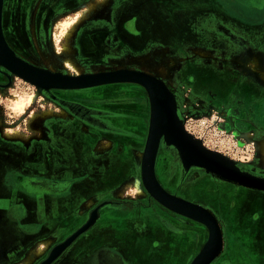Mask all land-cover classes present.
Wrapping results in <instances>:
<instances>
[{
  "label": "flooded vegetation",
  "instance_id": "af4514ba",
  "mask_svg": "<svg viewBox=\"0 0 264 264\" xmlns=\"http://www.w3.org/2000/svg\"><path fill=\"white\" fill-rule=\"evenodd\" d=\"M93 1L96 0H53L47 12L46 0H42L34 12L35 24L30 23V3L25 8L21 1L17 8L12 2L8 6L12 4L13 16L14 10L17 15L24 14L23 31L39 50L40 44H50L51 48L54 44L53 36L58 28L51 19L60 13L74 17V13ZM99 5L87 14L78 33L70 39L75 50L70 54L71 59L85 66L86 72L90 68L88 74L119 70L114 58L130 62V56H140L141 60L134 58L140 62L152 55L155 65L163 61L164 67L170 61L177 64L175 80L162 82L171 94H175L174 90H188L193 96L208 97L214 89L219 96L228 95V86L221 84L224 81L214 80L216 58L211 62L201 60L204 56L196 51L215 47L217 39L224 46L230 43L229 38L217 33V24L231 25L234 21L246 26L231 0H113L112 8L106 13ZM8 6L5 18L11 10ZM7 18L8 28L12 30V18ZM47 60L55 66V60ZM141 68L146 67L130 64L125 70L152 76ZM8 73L6 68L0 69V86L7 83ZM71 76L76 75L72 72ZM122 85L111 84L92 91L50 89L48 92L54 97L49 99L65 110L68 117L52 120L46 139L22 144L0 134V200L21 214L23 202L44 199L50 222L55 223L49 230L52 242L43 253L37 245L27 257L34 244L16 256L10 254L6 259L0 256V264H29L33 255L39 257L31 264H176L178 259H168V255L177 253L176 245L180 242V246L184 243L189 248L184 217L171 213L147 194L132 199L120 193L128 177L131 180L134 173L140 174L141 165L135 166L133 152L144 146L150 119V102L144 88L134 83ZM57 91H63L64 95ZM241 97L232 108V120L226 125L232 124L244 135L253 130L264 132V93L245 92ZM186 113L200 116L197 109L187 108ZM249 191L245 189L237 194L228 191L224 201L227 198L231 201L230 209L224 208L219 198L227 246L218 264H264V243L259 250L252 248L264 223V192ZM232 195L234 199H230ZM138 212L156 220L159 228L152 232L145 224V227L137 225ZM83 228L60 250L62 243ZM126 228L133 232L124 234ZM138 228L146 230L136 232ZM189 234L192 236L191 231ZM133 243L139 244L141 256L144 249L148 252L146 262H138L140 259L131 250ZM195 247L197 255L200 250Z\"/></svg>",
  "mask_w": 264,
  "mask_h": 264
},
{
  "label": "rangeland",
  "instance_id": "374dc122",
  "mask_svg": "<svg viewBox=\"0 0 264 264\" xmlns=\"http://www.w3.org/2000/svg\"><path fill=\"white\" fill-rule=\"evenodd\" d=\"M20 1L22 2L23 8L27 7V4L30 3L28 7L30 23L35 24L36 14L34 15V12L38 9L39 2L41 3L42 0H37L34 3H32V0L2 1L1 30L4 42L9 51L24 63L39 69H45L50 73L71 76L72 72L75 74V71L70 66L71 64H77L83 68V75H88L90 68H87L89 72H86L85 66L71 59V55L75 53L73 48V40L75 38L71 40L73 47L70 45V39L78 33L81 24L88 16L87 14L96 8L95 6L97 3H100L98 8L104 9L106 13L107 9L112 8L111 4L113 0H96L91 4L88 3L83 10H78L77 13H74V17L68 14L71 17L67 18L66 15L60 13L54 17V20L51 19L53 23H56L55 27L58 28V30H55L53 36V51L49 46L50 44H45V46H41L40 44L39 50H37L35 47L36 45L31 42V38L23 31L22 23H24V14L17 15V10H14V16L11 13L12 4L8 6V3L12 2L13 6L17 8L21 3ZM244 1L246 2V0ZM52 2L53 0H46L45 11L50 12V7L53 6ZM247 2L250 4L252 3L249 1ZM7 6L11 9L7 12V17H9V19L12 18V30L8 28V18H5ZM66 23L69 25H67L66 31H70L75 26L74 24H76L75 30L68 40L69 51H64L62 48L65 42L63 25ZM32 31H34V26H32ZM216 31L222 34L221 36L225 35L226 38H229L230 43L224 46L223 44H219L220 41L217 39L215 47L209 49L205 48L206 50L201 49L200 51L197 50L196 52H201L202 56H204L201 60L211 62L214 60L213 58H216L213 62L214 80L217 83L224 81L221 84L228 86L229 92L225 91V93L228 92V95L219 96L218 90L212 89V93L209 94L208 97L201 94L198 96L201 98H198L196 95L193 96V94H189L187 92L188 90L184 92L174 90L173 92L176 94H173L175 99V112L185 131L193 138L200 141L205 149L218 153L234 162L235 166L242 172L253 175L256 178L264 179V158L259 150V141L264 139V132L253 130L252 133L244 135L238 133L232 124L229 127L228 124L226 125L228 120H232V108L236 106L237 101L242 100L241 96L245 94V92H249L250 94L251 92L264 93V80L253 70L254 64L251 61L246 63L248 67L238 64L240 58L244 59L247 57L249 59H255L259 67L264 70V25L260 27H251L240 25L234 21L231 22V25H225L221 22L216 25ZM130 57V62L125 61V59L114 58V65L120 68L117 71H126L125 69L128 68L130 64H142L146 67L141 68L142 70L148 71L152 76H155V78L165 84H168L171 80H175L174 67L177 65L175 61L168 62V66H165V68L163 64L165 61L155 65L154 62L156 59L152 58V55L147 59L144 58V61L140 62L136 61L134 58L138 57L141 60L143 57ZM42 58H44V60ZM64 58L67 59L63 63ZM47 59H50V61L55 60V66L52 62H47ZM0 69H3V66L0 65ZM6 77L7 83L0 86V134L2 137L6 136L10 141L29 144L33 139L47 138L46 135H49L50 130L49 124L52 120L67 119V112L55 105L53 99H49V97H54L52 92L36 87L11 72L8 73ZM55 93L64 95L63 91H57ZM193 97H197L193 100L194 102L192 101ZM30 98H32V101ZM187 108L199 110L200 116L194 117L191 115L189 116V114L187 115ZM248 135H250V137ZM144 141L146 142V138ZM144 146L139 147L133 152L136 167L141 165V157H139V155L143 153ZM167 165H170L168 171ZM154 169L155 176L165 191L176 198L200 206L216 219L221 230L222 252L211 264H218L217 262L222 260L224 249L227 246L225 219L221 212V205L223 203V207L228 209L231 207V201L228 198L225 199V201L222 200V203L219 198L222 196L223 189H226L227 192L229 191L237 194L241 192V190H245V188L236 187L232 184L225 183V181L220 182L216 180L213 175L199 168L191 167L186 172H183L179 159H177L172 146L166 145L163 138L159 141ZM128 178L126 179V187L121 188L120 193L122 195L128 194L132 199L140 198L138 194L142 192L137 190V185L139 186L138 183H141L140 174L134 173L131 180ZM207 184L209 187L206 193L209 194L212 199H216L215 201L209 202V199H207L209 196H203L204 190L202 188ZM142 189H144L143 186ZM249 190L250 189H247V191ZM136 192L139 193L137 194ZM198 192H200L201 195H199ZM234 198L235 196L232 195L230 199ZM238 204V201L235 202L236 208ZM252 212L251 214H254V212ZM185 220L188 227H183L185 231H187L186 240L188 239L190 244L189 248L183 251L181 249L180 257L176 264H181L182 261L184 262L189 254V258L192 255L196 256L197 250L195 251L193 247L196 245V247L198 246V250H200L208 238L207 228L203 224L188 218H185ZM190 231L192 232V236L189 234ZM190 247H192V249H190ZM175 255H177L176 252ZM188 262L185 264H188Z\"/></svg>",
  "mask_w": 264,
  "mask_h": 264
},
{
  "label": "water",
  "instance_id": "95a60500",
  "mask_svg": "<svg viewBox=\"0 0 264 264\" xmlns=\"http://www.w3.org/2000/svg\"><path fill=\"white\" fill-rule=\"evenodd\" d=\"M2 1L3 0H0V65L4 68L7 67V70L12 74L46 91H49L48 89L84 90L116 83H134L144 88L150 102V119L148 134L143 150L145 162L141 158L142 186L146 193L164 208L182 217L199 222L207 228V241L189 264H211L222 252V236L219 225L216 219L205 209L176 198L161 187L155 176L154 169L159 141L163 138L166 145L172 146L177 159H179L178 155H180V157L182 156L181 158L184 161L182 164V159L179 160V162L181 169L184 172L191 167L199 168L207 172L204 167H197L196 165L189 163L188 154L193 152L196 155L201 156V159L210 157L215 163H220L221 166H229L240 176L242 175L251 180H254V177L245 172L243 173L235 166L234 162L218 153L205 149L200 141L196 140L185 131L182 123L177 118L175 103L169 96L171 95L170 91L156 78L134 71L100 72L83 77L56 76L43 73L41 72L42 70L34 68L18 59L9 51L2 36ZM171 127H174L175 131H172ZM209 174L213 175L212 172ZM239 184L241 185L244 183L241 181ZM262 190L264 191V189ZM84 229L85 228L78 230L75 235L62 243L60 250L66 247ZM49 261L50 259L47 262Z\"/></svg>",
  "mask_w": 264,
  "mask_h": 264
},
{
  "label": "crops",
  "instance_id": "0c3cea01",
  "mask_svg": "<svg viewBox=\"0 0 264 264\" xmlns=\"http://www.w3.org/2000/svg\"><path fill=\"white\" fill-rule=\"evenodd\" d=\"M247 1L252 2V3L250 4ZM246 2L244 0H231V3L233 4V6L238 9V13L240 15H243V17H244L243 22L246 26H251V27L263 26L264 25V0H246ZM116 84H120V86H123L122 84H124V83H116ZM108 85H111V84H108ZM103 87H107V85L98 86V87L89 88V89L92 91V90H96L99 88L102 89ZM139 157L142 158V153L139 155ZM140 170H141V166L139 169L140 179H141V171ZM138 184H139V186L137 185V190H140L142 193H139V192H138L139 194L137 192L136 193L138 195H140V198H143V196L145 195L146 192L144 189H142V182L141 183L139 182ZM208 187L209 186L207 184L206 186H204L202 188L204 190L203 191L204 197L209 196V194L206 193ZM135 188H136V186H135ZM202 189H201V191H202ZM251 191L261 192V191H254V190H251ZM198 194L201 195L200 192H198ZM227 195H228L227 190L223 189L221 201L224 200V198ZM256 198H258V197H256ZM207 199H209V202L213 200L210 196ZM207 199H205V200H207ZM23 205H24V210H23V213L20 214V213H18L17 208L10 210L9 205L7 203H3V201L0 200V215L2 218V219L0 218V256H1V258L3 257L4 259H6L7 256H9L10 254L12 256H16L18 252L25 251L28 248H30L31 246H33L34 244L35 245L30 248V250L27 254V257H29L30 251L32 249H34L37 245H40L42 247V253H43V249L48 247V245L52 242V240L49 239L51 237V235H49V230L51 227L55 226L54 225L55 223L53 221L50 222L49 215H48L47 210H46L47 203L44 202V199L43 200L39 199L36 202H23ZM7 210H8V213L5 214V212H7ZM9 210H10V212H9ZM171 213H173V212H171ZM137 215L139 216L136 218V219H138L137 223H136L137 225L140 224V225L144 226V224H145L146 227L148 228V230H151L152 232L156 228H159L156 220H153L151 218L147 219L148 217L144 216V214L142 212H138ZM125 216H127V215H125ZM107 226H109V224ZM261 228L262 229L260 230L258 236L256 237V239H254L255 240L254 245H252L253 246L252 248H254L255 250H259L261 244L264 243V223L262 224ZM145 230H146L145 228L144 229L138 228L135 231L138 232V231H145ZM132 232H133V229H130V228H126L124 230V234L125 233H132ZM173 237H175V239L177 238L176 236H173ZM183 238H179V239L183 240ZM120 240H122V239H120ZM176 246H177V255L178 256L171 253L170 255H168L169 256L168 259L170 261H176L178 259V257L180 256V250L181 249H183V250L187 249V247L185 246L184 243L180 246V242H179ZM96 247H98V246H96ZM120 249H122V248H120ZM131 250H132V252L135 253V256L140 259V260H138V262H141V261L146 262L147 261L148 252L144 249L143 256H141L140 252H139L141 250L139 244L133 243ZM121 252H124V251L121 250ZM74 253H76V252H74ZM75 255L76 254H74L73 256H75ZM189 255H188V258L184 262L182 261L181 264H185L189 260H190V262L193 260V258H194V257H192L193 255L191 256L192 258L191 257L189 258ZM27 257H26V259H27ZM35 257H39V256L33 255V261H34ZM1 258H0V260H2ZM26 259H25V262H26ZM159 260H160L159 256H156L155 261L157 263H159ZM33 261L31 263H33ZM64 261L65 260H63V262ZM190 262H188V263H190ZM31 263H29V264H31Z\"/></svg>",
  "mask_w": 264,
  "mask_h": 264
},
{
  "label": "bare ground",
  "instance_id": "6f19581e",
  "mask_svg": "<svg viewBox=\"0 0 264 264\" xmlns=\"http://www.w3.org/2000/svg\"><path fill=\"white\" fill-rule=\"evenodd\" d=\"M93 9V8H92ZM82 18V17H81ZM83 21V20H82ZM67 23L63 25V31H65V33L63 34L64 35V39H65V42L62 46L63 50L64 51H69L70 48L68 46V40L70 39L72 33L74 32L75 30V27H76V24H74L73 28L70 30V31H66V27H67ZM69 26V25H68ZM252 57V56H251ZM249 61H251L253 64H254V71L256 73H258L259 77L261 79L264 80V70H262L259 65H258V62L255 60V59H249V58H244V59H239L238 60V64L239 65H242L244 67H248V65L246 63H248ZM238 65V66H239ZM6 67V66H5ZM74 71H75V74H77L76 76L78 77H83V76H87V75H83L84 74V71H83V68L80 67L79 65L77 64H71L70 66ZM6 69H8L6 67ZM43 73H47V74H53V75H56V76H65V77H69L68 75H61V74H54V73H50V72H47V71H41ZM117 72H122V71H117ZM90 75V74H88ZM150 76V75H148ZM152 77V76H151ZM155 78V77H154ZM157 79V78H156ZM158 80V79H157ZM160 81V80H159ZM162 82V81H160ZM161 85V84H159ZM48 89V88H47ZM50 90V89H48ZM171 97V99L174 101L175 103V99H174V96L173 94L169 95ZM30 100L32 101V98H30ZM17 105V104H16ZM17 109H20V108H17ZM171 130L172 131H175V128L174 127H171ZM252 135V134H251ZM250 137V135H248ZM187 146V144H186ZM259 150L260 152L262 153L263 155V158H264V139H261L259 141ZM190 151V150H189ZM182 157V156H181ZM180 157V155H178V158L179 160H181L182 158ZM200 157V158H199ZM202 157L199 156V155H196L195 153L193 152H190L188 154V161L189 163H192L194 165H196L197 167H204V169L207 171V172H212L213 174V177L218 180V181H225V183H228V184H232L236 187H243V188H246V189H250V190H254V191H261V192H264L262 189H264V179H260V178H257L255 179L256 177L251 175L252 177H254V180H251L247 177H244V176H240L238 175L234 170H232L229 166L225 167V166H221L220 163L216 162L214 160H212V158H204V159H201ZM142 159L144 160L145 162V156H144V153H142ZM183 159L181 160V164L183 163ZM217 164V165H216ZM141 171V170H140ZM244 173V172H243ZM248 174V173H247ZM250 175V174H248ZM259 180H262V181H259ZM241 181L246 184H239L241 183ZM39 255V254H38Z\"/></svg>",
  "mask_w": 264,
  "mask_h": 264
}]
</instances>
